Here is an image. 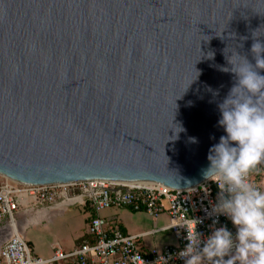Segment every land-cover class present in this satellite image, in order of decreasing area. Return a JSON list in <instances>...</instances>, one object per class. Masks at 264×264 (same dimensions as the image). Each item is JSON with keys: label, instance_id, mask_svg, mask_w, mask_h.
Returning a JSON list of instances; mask_svg holds the SVG:
<instances>
[{"label": "water", "instance_id": "obj_1", "mask_svg": "<svg viewBox=\"0 0 264 264\" xmlns=\"http://www.w3.org/2000/svg\"><path fill=\"white\" fill-rule=\"evenodd\" d=\"M255 31L264 0H0V175L198 184L235 83L222 69L254 62Z\"/></svg>", "mask_w": 264, "mask_h": 264}, {"label": "built area", "instance_id": "obj_2", "mask_svg": "<svg viewBox=\"0 0 264 264\" xmlns=\"http://www.w3.org/2000/svg\"><path fill=\"white\" fill-rule=\"evenodd\" d=\"M0 184V227L11 229L0 247V264H184L179 253L187 243V232L195 227L209 233L213 224L208 215L216 200L217 185L204 179L188 188H170L156 181L119 182L102 178L81 179L65 183L26 184L4 177ZM248 180L264 189V164ZM89 207L95 212L111 207L143 211L156 219L166 214V228L177 242L162 248L144 250L136 235L125 234L118 223L98 214L87 224L86 239L70 251L60 246L51 256H35L22 233L14 230L18 214L31 207ZM220 224L230 223L220 217Z\"/></svg>", "mask_w": 264, "mask_h": 264}, {"label": "clouds", "instance_id": "obj_3", "mask_svg": "<svg viewBox=\"0 0 264 264\" xmlns=\"http://www.w3.org/2000/svg\"><path fill=\"white\" fill-rule=\"evenodd\" d=\"M252 36L254 62L231 51V67L222 69L234 74L235 83L217 103V126L224 134L210 146L208 165L202 170V177L217 185L208 215L219 226L204 234L192 222L179 253L184 264H264V189L248 180L264 164V40L259 39L264 33L255 31ZM217 95L214 91L213 96ZM172 120L171 139H178L186 129ZM190 140L196 142L194 137ZM220 217L231 227L220 224Z\"/></svg>", "mask_w": 264, "mask_h": 264}, {"label": "crops", "instance_id": "obj_4", "mask_svg": "<svg viewBox=\"0 0 264 264\" xmlns=\"http://www.w3.org/2000/svg\"><path fill=\"white\" fill-rule=\"evenodd\" d=\"M85 210L87 213L70 211V207L67 206L37 208L29 217L26 226L28 224L40 223L43 219H56L60 222V225L64 224L66 227L67 221L74 220L75 217L77 220H80L81 227L79 228L81 229H78L79 231L77 230V232L72 231L69 240L50 242L45 244L44 247H36L30 244L29 247L32 253L35 256L47 258L52 255L55 246H60L64 251H70L83 239L88 238L86 234L87 224L95 214L116 221L123 233L136 235L144 250L162 248L164 245L176 244L177 242L172 231L166 228L169 223L166 214L153 219L146 212L132 211L125 207H111L98 212L85 207ZM71 239L76 240V242H72Z\"/></svg>", "mask_w": 264, "mask_h": 264}, {"label": "rangeland", "instance_id": "obj_5", "mask_svg": "<svg viewBox=\"0 0 264 264\" xmlns=\"http://www.w3.org/2000/svg\"><path fill=\"white\" fill-rule=\"evenodd\" d=\"M4 181V178L0 175V184ZM70 207V211H76L79 213H87L85 207L82 206H67ZM37 208L31 207L25 212L21 211L17 216V229L20 233L23 234L28 245L33 244L36 247H44L45 244L62 240H69L71 232L81 229V222L74 217V220L67 221L66 227L64 224L60 225L56 219H43L40 223L37 224H28L26 223L31 216V214ZM26 226V227H25ZM24 230V233H23ZM78 230V231H79ZM10 228L7 226L0 227V247L5 241V239L10 234ZM72 242L76 240L71 239Z\"/></svg>", "mask_w": 264, "mask_h": 264}, {"label": "bare ground", "instance_id": "obj_6", "mask_svg": "<svg viewBox=\"0 0 264 264\" xmlns=\"http://www.w3.org/2000/svg\"><path fill=\"white\" fill-rule=\"evenodd\" d=\"M14 230L19 232L18 229H17V223H16V226H15ZM10 231H11V229H10Z\"/></svg>", "mask_w": 264, "mask_h": 264}]
</instances>
